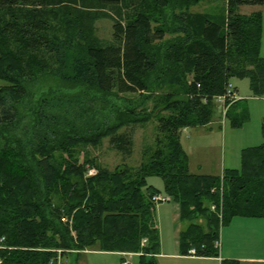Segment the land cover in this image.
Wrapping results in <instances>:
<instances>
[{
	"label": "trees",
	"instance_id": "16d2710c",
	"mask_svg": "<svg viewBox=\"0 0 264 264\" xmlns=\"http://www.w3.org/2000/svg\"><path fill=\"white\" fill-rule=\"evenodd\" d=\"M198 1L0 0V264H68L71 251L85 250L155 264L160 244L151 197L159 192L146 185L151 176L179 205L184 256L219 257L220 222L264 219V119L263 143L244 149L240 167L221 176L191 174L180 144L183 129L211 122L213 99L231 79H247L252 94L264 97V15L237 12L264 7V0H223L224 10L214 14L189 11ZM168 8L171 30L160 23ZM100 18L113 21L109 43L95 35ZM42 74L104 96L146 97L119 106L110 120L87 117L79 101L48 114L53 106L44 100L22 114L25 84ZM154 93L157 137L147 160L110 171L90 159L86 148L104 139L126 150L116 133L141 122L136 109Z\"/></svg>",
	"mask_w": 264,
	"mask_h": 264
},
{
	"label": "rangeland",
	"instance_id": "374dc122",
	"mask_svg": "<svg viewBox=\"0 0 264 264\" xmlns=\"http://www.w3.org/2000/svg\"><path fill=\"white\" fill-rule=\"evenodd\" d=\"M173 1L178 3L177 6L187 2V0ZM222 10H224L223 0H199L196 5L189 6V11L192 12L214 14ZM237 12L242 15L262 12L264 15V7L242 6ZM170 16L171 9H165L163 20L160 22L169 27V30H171ZM165 20L167 23H165ZM112 25L111 18H100L95 22V35L100 42L109 43L112 40ZM161 43L157 42L156 45ZM260 56L264 57V20ZM230 83L233 87L238 88L236 106L231 109L233 104L223 116V107L214 98L215 114L211 119V124L190 127L186 129L185 133H181L180 144L185 149V154L189 156L191 169L195 172L200 169L202 174H208L213 170H218V174L219 172L223 173L224 170H230L232 166H238L235 167L238 169L240 167V155L239 157L237 155L241 154L244 149L263 143L261 122L264 119V97L250 98L252 92L249 89L247 79H232ZM25 87L29 97L21 105H18V108L22 114L29 116L32 108L37 106L39 108V104L44 100L53 106L51 109H46L48 114L60 104L68 105L73 101H79L81 105L85 106L87 117L93 115L94 119L110 120L114 117V111L119 106L133 107L141 102L140 97H146L141 96L143 94L134 92L124 94L113 92L104 96L81 85L44 74L26 83ZM157 94L154 93V96H150L152 98L149 101L136 109V112L140 113L137 117L142 119L140 123L126 125L117 131L116 136L124 138L121 145L126 147V150L123 153L115 149L117 142L112 143L110 139H104L100 146L86 148L88 157L93 159L100 167H105L110 171L120 166L136 168L145 162L154 150L157 137V119L153 110V99ZM141 109H145V111ZM161 114L165 115V113ZM234 120L236 122L241 120V125L238 128L231 127L230 122ZM30 150L28 148V151ZM82 157V155L79 156L81 161ZM234 158L236 159L235 165H233ZM91 171L96 172L94 169ZM146 185L158 191L159 195L166 196L163 192V181L160 177H148ZM174 203L172 200L158 203L153 214L155 226L158 228V222L160 221L163 234L167 237V240L171 238V234L174 233L177 226L180 225L181 230L185 227L184 223L174 217L175 213L170 208ZM260 223L264 225V219L249 217H233L230 221L224 222L223 225L222 222L219 223L218 254L223 257L220 264H264L263 262L241 259L264 258V230L262 231L263 228ZM170 244L169 240L167 245L170 246ZM75 252L71 251L68 264H122V261L126 259H131V264H139L137 256L94 250L75 256ZM193 264L207 263L194 262Z\"/></svg>",
	"mask_w": 264,
	"mask_h": 264
},
{
	"label": "crops",
	"instance_id": "0c3cea01",
	"mask_svg": "<svg viewBox=\"0 0 264 264\" xmlns=\"http://www.w3.org/2000/svg\"><path fill=\"white\" fill-rule=\"evenodd\" d=\"M237 80H239V79H237ZM230 82H232V79L230 80ZM234 88H235V91L237 94L238 88L236 86H234ZM238 98H239V96H238ZM250 98L256 99L258 97H255L253 94H251ZM217 113H218V111H217ZM210 124H211V122H210ZM186 129L187 128H185V130H183L181 133H183V132L185 133ZM180 136H181V134H180ZM254 147H256V146H254ZM183 150L185 152V149H183ZM239 155H240V153L237 156L239 157ZM187 158H188V170L191 174L206 175V176H221L222 175V172H219L217 174L218 170H213V172H209L208 174H202L200 169H198V171L195 172L191 169L190 160H189L188 155H187ZM235 164H236V159L234 158L233 165H235ZM239 166H240V163H239ZM235 167H238V166H232V168H230V169H237ZM170 201H167V202H170ZM170 208L172 209L173 213H175L174 217H177V220L180 221L179 220V215H180L179 205L177 203H174V205H172V207H170ZM154 211H156V210H154ZM260 225H261V223H260ZM261 227L263 228L262 229V231H263L264 225H261ZM157 229H158V234H159V244L160 245H159L158 254H156L154 256L155 264H193L194 262H206L207 264H220L221 258H223L220 256L219 257H197V256L190 255V254L184 256L181 254L180 245H179V235H180V232L182 231L180 225L177 226V228L174 230V233L171 234V238L169 239L171 242L170 246L167 245L169 240H167V237L163 234V228H162L160 221L158 222V228ZM88 251H90V250H85L83 252H88ZM120 255H122V254H120ZM241 259H247L250 261H258V262L264 263V258H262V259L241 258Z\"/></svg>",
	"mask_w": 264,
	"mask_h": 264
},
{
	"label": "built area",
	"instance_id": "2783aa9c",
	"mask_svg": "<svg viewBox=\"0 0 264 264\" xmlns=\"http://www.w3.org/2000/svg\"><path fill=\"white\" fill-rule=\"evenodd\" d=\"M236 96L237 95H236L235 88L233 87V85L230 82H228L225 86L224 94L214 97L215 101L218 102L219 104H221L223 107L222 108V113H223L222 115L223 116L226 114V112L229 110V108L236 102V100H237ZM94 174H95V172H93L91 170L88 171L89 176H92ZM151 201L157 205L158 203L170 201V198L168 196L163 197L159 194H154L151 197ZM211 209L214 210V207H212ZM62 221L65 222V219H62ZM145 242H146V240H142L141 244L144 245ZM215 247L216 248L219 247L218 242L215 243ZM193 252L194 251L192 250L191 253H193ZM123 255L134 256V254H131V253H127V254H123ZM57 264H61L59 262V259H57ZM122 264H131V259L123 260Z\"/></svg>",
	"mask_w": 264,
	"mask_h": 264
}]
</instances>
